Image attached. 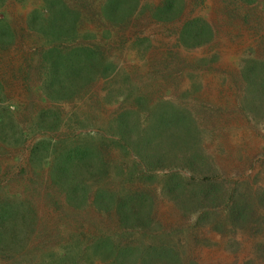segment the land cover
Segmentation results:
<instances>
[{
  "label": "rangeland",
  "instance_id": "obj_1",
  "mask_svg": "<svg viewBox=\"0 0 264 264\" xmlns=\"http://www.w3.org/2000/svg\"><path fill=\"white\" fill-rule=\"evenodd\" d=\"M87 55L89 69L53 65L87 64ZM178 133L188 147L163 142ZM78 148L106 164L96 177L79 173L85 201L69 200L49 175ZM133 149L163 168L143 178ZM193 153L195 172L178 171ZM174 170L187 181L179 200L167 194ZM97 185L119 200L149 193L143 214L134 209L144 226L124 229L99 213ZM235 205L247 217L233 221ZM6 207L29 223L9 232L20 240L9 258L0 244V264H264V0H0ZM107 237L112 246L99 244L96 258ZM117 247L135 256L119 262ZM152 247L173 263L150 259Z\"/></svg>",
  "mask_w": 264,
  "mask_h": 264
},
{
  "label": "trees",
  "instance_id": "obj_2",
  "mask_svg": "<svg viewBox=\"0 0 264 264\" xmlns=\"http://www.w3.org/2000/svg\"><path fill=\"white\" fill-rule=\"evenodd\" d=\"M87 59V64L84 61H81L83 59L81 58H77L76 63L72 62L71 60L66 59L64 62L61 61L62 59L57 58L54 61V66L56 67H61L63 70H67L68 72H70L72 70L73 67L75 66H83L86 65L87 68L89 69L90 67V62L94 61V59H92L89 55L86 56ZM99 64V63H98ZM106 68L107 67L104 65V62L101 66V68ZM71 69V70H70ZM81 69V68H80ZM87 70V69H86ZM73 72V70H72ZM87 73L90 74V71L87 70ZM124 117H121L119 119V121H122L123 123V127L124 129H126V132H131L128 126V120L123 121ZM165 123H167L168 125H172V122L170 120H164ZM132 125L134 126L132 129L133 130H137L136 127H138L136 124L134 125V122H132ZM121 131V129H120ZM123 132V131H121ZM175 132V131H174ZM175 134H177L175 132ZM180 135V133H178ZM181 136V135H180ZM178 139L180 142V147H188L186 142V138L185 137H177L176 135H168V137L166 139L163 140V142L167 143V146H170L173 144L172 139ZM125 142H127V140H125ZM177 144V143H176ZM165 147V145H163ZM134 148V147H133ZM134 150V149H133ZM172 150V149H171ZM135 151V157L140 159L143 163V168L142 169V173H143V178L146 177V175L148 174V172L151 170H158L160 168H163L161 165V161L158 160V164L156 166H151V167H147L148 166V161L145 159V156L143 154H141L140 152ZM177 155V154H176ZM147 157V156H146ZM176 157V156H175ZM61 160H63L61 158ZM58 161L55 160L53 165H51L50 169H49V175L51 177L52 183L54 184V186L59 190V192H61L62 194H67L69 196V200H71V196L70 195H76L78 196L77 198H81L79 197V194L82 195V197L84 196V199L81 200H86L85 196L87 195V191L86 188L83 187V185H81L80 183H78L80 185V188L78 189V186L76 184V180L79 177V173H81V171L83 170L85 172V174L90 175L91 177H96L97 175H99L102 170L104 169V167H106V164L104 162H101V160L99 161V158L97 157L96 154H94L90 149L86 148V149H74L71 151V153L69 154V156L64 160V161ZM184 163L182 162L180 167H177L179 169H177L178 171H187L188 174L191 175L192 172H195V153H193L192 156V160L189 161L188 163ZM83 173V172H82ZM71 177V178H70ZM142 179V177H141ZM171 181L173 183V186L170 187L167 190V194H169V196H171L172 200H179V198H181V195L183 194L184 190H186L187 187V181H185L183 178L180 177V175L174 170L173 172H169L168 176H167V181ZM190 182L193 181L194 183V178L191 177V180H189ZM195 185L192 184L191 187H194ZM195 191V189L193 190ZM70 194V195H69ZM95 195V199H94V207L98 210L99 213H108V214H114L115 217H117V221H119L120 225L122 226V228L124 229H132L136 226L139 225V228H141L140 226H144V224L142 223V217L140 216V213L137 212L136 210L134 211V209H138L140 211V207L143 206L146 202L152 203V198H149L147 195L149 193L145 192V193H140V192H134L131 193L129 195H126V197L122 200H119L120 198H117V195L110 191V190H104L102 189L100 186L97 185V189L96 192L93 193ZM174 194H176L177 196H174ZM83 203V202H82ZM79 203L77 206L82 207V205L86 204V202L84 204ZM192 205L195 206V201H192ZM27 206V205H26ZM58 208L59 206L56 205ZM29 209L30 207L27 206ZM150 207V206H149ZM3 209L0 208V244H2L3 246H5L4 244H6V254L5 256H7V258H9L8 256H11V252L12 254L15 251H10V246H12V248L14 246H16L17 242H19L20 240L14 236L11 235L9 232H13L12 229L14 226H18L24 227V223L25 226L27 225V222L29 223V218L26 215V212L24 210L21 209H11L9 210L7 207L5 208V211H2ZM247 207L242 206L240 208L235 206H232V212H229V215L231 214L230 218L235 221L237 217L239 218H245L247 217V215L249 213H247ZM135 212V213H134ZM137 212V213H136ZM143 214V211H140ZM14 213V215H13ZM14 216V217H13ZM14 218V220H13ZM17 218L19 219L18 221ZM15 224H13V222ZM32 228L35 229L36 227V220L34 222L31 223ZM9 225V226H8ZM137 228V227H136ZM12 237L13 241H12ZM103 241V242H102ZM101 242H99L97 244V246H95L93 248V253L92 255H95L96 258H98V256L100 255V248L101 246L99 244H102V246H108L110 245V247L113 244V240L111 237H107L104 238V240H102ZM1 247V245H0ZM161 247V246H160ZM1 251V250H0ZM148 251H150L149 253V258L150 259H167L170 260L171 263H173V259L174 257H169L167 255V252L164 248H159V247H152L151 249H149ZM147 251V252H148ZM113 253L115 255H117L116 260H118L120 262V260L123 262L125 260H128L129 258H132L135 256V254H132V251L130 248L128 247H121V248H116V251H113ZM2 254L4 255V253L2 252ZM140 255L137 257L139 260H141V254L142 252L139 253ZM148 255L143 256V261H145L147 259ZM176 256V255H175ZM71 257L64 256L63 262L62 264H68L66 262V259H70ZM173 258V259H172ZM78 261V259L74 258L72 260V262H76Z\"/></svg>",
  "mask_w": 264,
  "mask_h": 264
}]
</instances>
